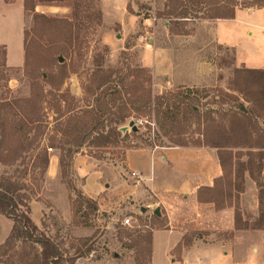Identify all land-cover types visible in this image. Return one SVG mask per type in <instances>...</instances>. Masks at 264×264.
Returning <instances> with one entry per match:
<instances>
[{
	"label": "rangeland",
	"instance_id": "1",
	"mask_svg": "<svg viewBox=\"0 0 264 264\" xmlns=\"http://www.w3.org/2000/svg\"><path fill=\"white\" fill-rule=\"evenodd\" d=\"M110 1L65 0L63 3L38 4V14L70 21L74 19L75 5L78 4L80 19L77 23L80 26L72 45L67 43V31L36 36L31 33L29 55L25 62L24 34L33 28L34 14L24 10V0H0V157L9 161V155L21 153L22 143L25 142V121H35L28 139L44 133L38 143L49 147H60L63 139L59 130L68 114L60 118L59 108L65 113L71 111V114H78L86 122L91 121L89 112L100 81L94 74L99 70L109 72L141 68L150 71L153 77L150 88L155 96L170 99L174 113L163 117L161 126L157 115L151 114L150 118L135 124L137 132L130 127V123L134 122L131 121L120 129L128 135L127 138L113 147H84L75 157V173L69 180L63 181L61 176L55 182L43 179L40 170L32 167L39 149L23 153L26 158L24 164H21V159L15 165L0 163V177L26 183L32 203L45 205L42 217L40 210L36 209V216L41 218L38 226L59 245L68 264H136V249L129 246L155 231L180 232L187 245L175 248L166 257V250L176 236L158 232L154 240L152 264H199L200 261V264H264V231H238V239L235 240L236 233L220 228L209 207H198L194 201L185 200L182 194L152 192L146 184L154 178L153 186L158 190L176 188L182 180L181 173L163 163H157L153 168L149 152L133 151L130 168L142 175L138 179L126 169L124 160L127 147L154 150L159 146L175 150L185 147L178 141L198 138V115L204 112H213L218 122L229 125L226 115L237 109L231 104L220 103L219 99L225 93H232L230 83L234 69L264 70V7L244 8V3L254 0H233L236 16L234 20H227L230 23L198 19L180 22L183 30L198 36L197 46L203 45V56L208 62L205 81L198 86H187L176 79L155 76L142 63V49L144 45H150V37H156L161 46L168 44L170 31L165 30L168 22L155 19L165 0H154L152 6L131 0L127 12L130 15L139 12L141 17L135 31L122 29L115 23L122 16L110 4L108 6ZM199 16L202 17V14ZM150 19L154 20L155 26L150 27ZM48 38L54 45L47 47ZM20 47L23 64L9 66L8 51L13 64H17ZM61 65H67L68 72L59 86ZM50 75L57 77L55 88L46 82ZM117 81L109 87L121 90L123 86ZM57 89L66 94L64 101L58 104L52 99ZM167 108L165 105L164 109ZM244 108V112H248L246 106ZM259 122L264 127V118ZM123 128L126 130L122 131ZM49 149L50 157H60L59 148ZM78 158H81V165L77 164L79 161L75 162ZM82 165L91 172H99L100 181L93 174L86 175ZM86 176L90 192H95L96 186L102 184V191L94 198L97 203L95 211L88 203H83L79 210L80 205L75 202L78 197L74 189L84 193ZM260 177L264 183V171ZM246 179L253 181L246 173L245 193L240 197L239 208L244 221L251 223L259 216V189L253 181L257 192L250 189L245 196L248 191ZM242 200H245V208ZM231 208L235 216V204ZM157 209L160 211L158 219L154 215ZM126 219H131L133 226H125ZM11 226L12 221L0 215V242ZM23 252L22 247L18 248L11 259L0 260V264H25L19 257Z\"/></svg>",
	"mask_w": 264,
	"mask_h": 264
},
{
	"label": "trees",
	"instance_id": "2",
	"mask_svg": "<svg viewBox=\"0 0 264 264\" xmlns=\"http://www.w3.org/2000/svg\"><path fill=\"white\" fill-rule=\"evenodd\" d=\"M65 0H24V10L33 13V28L25 31V62L29 55L30 34H49L52 31H67L68 41L72 45L79 30L80 6L75 5L74 19H56L44 14H38L36 7L38 4L63 3ZM264 7V0H254L244 3V8ZM79 8V9H78ZM202 14V17L199 16ZM192 18H191V17ZM236 16V6L233 0H165L164 7L156 14L155 19L168 22V29L171 35L190 36L191 31L183 30L180 22H189L190 19L203 21L234 20ZM47 47L53 44L50 38L46 41ZM67 65H61L59 71L60 84L67 76ZM98 82L96 97L89 115L91 121L86 122L78 114L59 108L60 118L68 114L67 119L61 123L59 130L63 139L60 147L43 146L38 143L40 136L28 139V134L32 130L33 120L25 121L23 126L25 142L22 143L21 153L16 152L9 155L10 160L0 157L3 165H15L19 159L21 164L26 158L23 153H30L39 149L40 152L34 157L32 167L40 170L41 176L45 180L50 165V154L48 149L59 148L60 175L63 181L69 180L74 172L75 157L84 147L92 149H106L113 147L127 138L121 132V127L134 121L143 122L145 118H150L151 114H156L157 122L160 126L163 117L173 114L170 99L162 96H155L150 83L153 77L150 71L145 69H117L105 72L99 70L94 74ZM148 76V77H147ZM57 77L48 76L46 82L55 88ZM121 84L123 88L118 90L109 85ZM131 79V81H127ZM147 84L149 87H147ZM232 93H225L220 97V103L231 104L237 111L227 113L229 125L218 122L213 112L208 111L198 115V138L189 141L182 139L178 144L185 147H207L218 148L217 156L222 169V176L214 181L213 187H204L198 191V202L201 204H212L216 211H222L233 207L235 204L234 226L236 231H264V183L260 175L264 171V127L259 120L264 118V70L236 68L233 71V78L230 83ZM52 94V99L58 104L64 101L65 93L61 90ZM61 93V95L59 94ZM61 99V100H60ZM168 107L167 109H164ZM248 112L241 111L242 107ZM248 106V107H247ZM172 113H171V112ZM179 113V112H177ZM38 121V120H37ZM145 121V120H144ZM41 122V121H40ZM136 135V133H133ZM3 142V140H2ZM163 147L164 146H159ZM144 149L139 147H127L126 150ZM14 156V157H13ZM247 160L244 161V157ZM126 160V155L125 159ZM74 172V173H73ZM256 183L259 189V216L255 222H247L243 219V214L239 208V201L245 193V174ZM85 185V179H84ZM78 199L76 202L80 210L83 203H88L92 211L97 209V203L84 193L74 189ZM32 197L28 191V186L24 182L13 178L0 177V215L12 221V229L7 239L0 244V260H9L14 256L16 250L22 247L24 251L19 257L21 263L25 264H68L66 257L59 245L49 236L41 231L32 218ZM158 219L159 217H155ZM153 233L147 235L129 248L136 249V264H152L154 254ZM182 239L176 249L186 246ZM142 244L145 246L142 247Z\"/></svg>",
	"mask_w": 264,
	"mask_h": 264
},
{
	"label": "crops",
	"instance_id": "3",
	"mask_svg": "<svg viewBox=\"0 0 264 264\" xmlns=\"http://www.w3.org/2000/svg\"><path fill=\"white\" fill-rule=\"evenodd\" d=\"M154 0H138L141 4H150L152 6V2ZM131 0H111L108 2V6L114 8V11L120 12L122 19L115 21L119 25L122 26V29L129 28L130 30L135 31L138 27L140 20V13L136 12V15H130L127 12V8L130 5ZM134 4V2L132 3ZM109 8V7H108ZM106 12V9H105ZM224 23H230L226 21ZM222 24V23H220ZM155 26L154 20L150 19V27ZM219 25H216L218 27ZM216 29V28H215ZM165 30L169 31L167 26ZM219 36V33H217ZM197 35L191 36H172L168 34L167 40L168 44L165 46H161L158 43L156 37H150V45H144L142 49V63L145 67L149 68L155 76L165 77L169 79H176L180 82L181 85L187 86H198L205 78L208 77L207 69L208 62L206 58L203 56V45L197 46ZM141 44V43H140ZM23 50L22 47L19 48V59L17 60V64H13V61L10 57V53L8 51V64L9 66H19L23 64ZM206 60V61H205ZM212 148L206 147H183L180 149L173 148H163L159 147L156 150L154 149H140V150H131L126 153L125 165L126 169L132 173H138L142 178V175L130 168L131 164V153L133 151H145L149 152L151 157V164L154 168L157 163L166 164L171 170L174 169L181 173L182 180L180 184L176 188L166 187L163 190H158L154 187V178L152 182L146 183L152 192H173L175 194H182L183 198L186 200L194 201L196 206L198 207H209L214 212L217 224L222 229H227L230 231H234L236 233L235 240L238 239V231H235L234 226V209L230 208L223 211H216L212 204H201L198 202V191L204 187H213L214 181L222 176V169L218 160L217 152L212 151ZM80 159H76L75 162L81 165ZM59 156H52L50 159V165L48 168V172L46 174L47 182H55L60 179V165H59ZM81 170V169H80ZM82 171L87 175L91 176L92 174L98 178L100 181L101 177L99 172H91L87 167L82 165ZM85 177V185L83 187L84 194L89 198H96L100 192L102 191V184L97 185V190L95 192H90L87 188ZM251 180V179H250ZM249 179H246L247 186V194L249 190H254L257 192L256 186L254 182ZM243 207L245 200H242ZM45 205L43 203L33 202L31 204L32 210V218L36 225L41 223V218L36 216V209L40 210L41 217L42 211L44 210ZM245 208V207H244ZM256 210L258 211V203L256 206ZM2 216V215H1ZM4 217V216H3ZM225 217V220H223ZM221 219V220H220ZM221 222V223H220ZM13 225V223H12ZM12 226L8 230V232L2 238L0 243H3L11 232ZM158 232H165L169 235H175L173 242L168 246L166 250V257L170 255V253L179 245V243L183 239V234L180 232H167V231H155L153 233V243ZM247 233V232H246ZM197 248V247H196ZM195 248V249H196ZM194 249V250H195ZM192 250V251H194ZM198 251H195L193 254H196ZM192 254V255H193ZM154 256V254H153ZM199 264L201 263L198 262ZM154 264V262H153ZM188 264H197L188 262Z\"/></svg>",
	"mask_w": 264,
	"mask_h": 264
},
{
	"label": "water",
	"instance_id": "4",
	"mask_svg": "<svg viewBox=\"0 0 264 264\" xmlns=\"http://www.w3.org/2000/svg\"><path fill=\"white\" fill-rule=\"evenodd\" d=\"M60 62H63V61H60ZM242 110L245 111L246 109L244 107H242ZM130 127L133 129L134 132L138 131V129H137V127H136L134 122L130 123ZM125 130H126L125 128L122 129V131H125ZM154 215L157 216V217H160V211L157 209L155 211Z\"/></svg>",
	"mask_w": 264,
	"mask_h": 264
},
{
	"label": "built area",
	"instance_id": "5",
	"mask_svg": "<svg viewBox=\"0 0 264 264\" xmlns=\"http://www.w3.org/2000/svg\"><path fill=\"white\" fill-rule=\"evenodd\" d=\"M49 151H52V149H49ZM132 177L141 179L140 175H138V173H135V172L132 173ZM123 224L125 226H133L132 223H131V219H126Z\"/></svg>",
	"mask_w": 264,
	"mask_h": 264
}]
</instances>
